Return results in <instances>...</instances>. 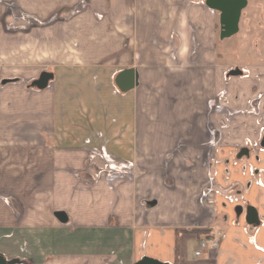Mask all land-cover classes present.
Masks as SVG:
<instances>
[{
    "label": "crops",
    "instance_id": "crops-1",
    "mask_svg": "<svg viewBox=\"0 0 264 264\" xmlns=\"http://www.w3.org/2000/svg\"><path fill=\"white\" fill-rule=\"evenodd\" d=\"M244 1L241 17L264 4ZM3 2L9 15L75 12L82 19L75 26L34 23L25 35L0 26V253L17 264H133L145 256L170 264H264V152L252 146L238 158L210 118H194L228 74L193 64L217 60L215 48L238 34L240 22L226 35L222 12L207 0ZM71 32L82 58L55 65L45 89L32 86L48 70L26 65L20 48L45 40L59 46ZM132 67L138 83L122 92L116 76ZM251 67L249 76L246 69L228 76L241 85V104L252 97L255 113L241 136L248 144L264 133V65ZM211 159L224 188H242L245 206L220 195L213 206L204 196ZM109 164L126 172L111 181ZM215 206L222 209L212 214L216 225ZM248 206L259 224L247 222ZM214 227L222 230L219 248L188 256L189 239L207 236L196 230Z\"/></svg>",
    "mask_w": 264,
    "mask_h": 264
},
{
    "label": "rangeland",
    "instance_id": "rangeland-1",
    "mask_svg": "<svg viewBox=\"0 0 264 264\" xmlns=\"http://www.w3.org/2000/svg\"><path fill=\"white\" fill-rule=\"evenodd\" d=\"M5 0H0V2L4 3ZM264 1V0H263ZM257 1H255L256 3ZM9 3V2H8ZM73 11V10H72ZM76 11V10H75ZM218 14V13H217ZM62 17V18H60ZM82 17L80 14L71 12L70 14H66L63 16L60 15H46L44 19L40 18V16L37 15H29V14H7L4 11L2 12L0 10V26L7 25L9 28L11 27L12 30L15 29L16 31H19L21 34L27 32L26 28H33L34 23H41L45 24L46 26L49 25V23H54L55 26H58L60 23L68 24V26H75V23L81 22ZM218 20H219V14H218ZM26 27V28H25ZM218 37H219V21H218ZM264 29V4L263 6H257L252 4L250 5V8H248L245 11L244 16L242 15L241 21H240V31L238 34L234 35L231 38H228L220 43V47L217 46L215 48L216 54H217V60L215 59L210 64L203 63V62H195L193 64L197 69L205 68L206 65L211 66V71H218L221 73H226L229 75V72L231 69L235 68H241L246 69L245 73L249 76L250 70L252 69L251 66L253 65H264V39L258 44L255 39L257 38V34L263 35ZM55 33V32H54ZM68 33V32H66ZM72 34H68L65 38L61 40L60 45L53 46L46 45V40L43 41H31V43L34 44V46H28L25 48H20L24 51V57L26 61V65H38L39 68L43 70H53L54 66L57 64H60V61H66L72 62V60H78L80 57L82 58V48L81 44L78 40H76L74 36V32H71ZM57 35V33H56ZM57 37V36H56ZM26 52V53H25ZM21 61V60H20ZM254 61L255 64H254ZM260 61V63H258ZM21 62V63H24ZM65 63V64H69ZM181 65V64H178ZM46 66V67H45ZM38 68V67H37ZM48 68V69H47ZM173 72V70L171 71ZM227 76V82L223 85H218L215 91H213L212 96L210 97V103H208L209 99H207V106L204 103L203 109H196L194 111V118H210L211 124H214L215 130H216V136H223L225 134L227 145H231L233 148L231 151L236 153V157L243 158L246 155H243V157H239L242 148H248L249 154L256 148L258 151L264 152V147L261 145V141L258 142V144L255 145V148L252 147L253 145L244 143L241 138L244 132L247 130L245 129V124H250V117L253 113H255L254 108L250 106L249 101L252 99V97L248 99L247 103L245 105L241 104L239 99L236 98L235 92L236 90H239L240 86L238 83H236V80L232 77ZM31 84V81L29 82ZM264 89V88H263ZM263 98L264 94L261 95ZM214 99L215 104H214ZM205 109V110H204ZM263 112V111H262ZM261 111L259 112V114ZM260 116V115H259ZM255 117H257L255 115ZM246 121V123H245ZM224 131V132H223ZM223 132L224 134L222 135ZM262 138L264 139V133L262 135ZM236 139H239L238 141ZM253 150V151H252ZM260 160V159H259ZM131 166V165H130ZM250 167V165H248ZM247 166V167H248ZM133 166L129 167L131 169ZM126 168V167H125ZM123 166L117 165V166H109L105 167L106 172L105 174L109 178V180H113L118 176H121V174H124L126 172ZM217 164L214 159H211L210 164V175H209V181L210 183V189H212V198H211V204L216 203L219 205L220 202H218L219 195L221 197H225V199L229 198L230 201L233 203L236 202V204L241 205L242 207L245 206L247 202V198L244 195V191L242 192V188L239 185L232 184L230 186H227L224 188L220 181L217 180ZM100 172V171H99ZM97 175H102L101 173ZM98 177V176H97ZM260 178V177H259ZM258 178V179H259ZM259 179V182L263 184L264 178ZM209 189V190H210ZM211 191V190H210ZM215 196V197H214ZM214 200V201H213ZM213 202V203H212ZM215 206V207H216ZM214 208V207H212ZM217 208V207H216ZM213 211L211 209L210 216L212 214H217L216 216H221V208L220 210ZM210 221V224H218V220L216 221L215 215H213ZM216 221V222H215ZM214 222V223H212ZM222 240L220 239V242ZM200 241L198 239H189L188 241V256L194 257L195 256V249L199 245ZM12 262V264H17L16 260H9Z\"/></svg>",
    "mask_w": 264,
    "mask_h": 264
},
{
    "label": "water",
    "instance_id": "water-1",
    "mask_svg": "<svg viewBox=\"0 0 264 264\" xmlns=\"http://www.w3.org/2000/svg\"><path fill=\"white\" fill-rule=\"evenodd\" d=\"M207 4L222 12V22L224 24L230 23L226 26V35H231L238 29V22L241 11L245 6L244 0H207ZM243 70L241 68L231 69L229 75L238 76L242 75ZM54 74L50 71H43L40 76L32 82V86L38 89H45L50 81L53 79ZM117 87L126 92L133 89L138 83V72L135 68H127L120 71L115 79ZM261 145L264 147V139L261 141ZM248 148H243L241 154L248 153ZM242 211V207L238 208V212ZM56 216L62 222L68 221V214L65 211L56 212ZM247 222L249 224H259L258 211L254 206H248L247 208ZM0 264H12L3 254L0 253ZM133 264H170L168 262L161 261L157 258L145 256Z\"/></svg>",
    "mask_w": 264,
    "mask_h": 264
},
{
    "label": "built area",
    "instance_id": "built-area-1",
    "mask_svg": "<svg viewBox=\"0 0 264 264\" xmlns=\"http://www.w3.org/2000/svg\"><path fill=\"white\" fill-rule=\"evenodd\" d=\"M262 139L263 138H261L260 141H262ZM249 144L255 146L256 144H258V142H256V143L249 142ZM210 187L211 186L209 185L205 189V191H204V196L206 198H211L212 197V189H210ZM221 237H222V230L219 229V228H215V227L212 228V230L210 231L209 235L206 236L205 238H203L200 241L199 247H198V249L195 252L196 256L200 257V256H202L207 251L210 252V251H213V250L218 249L219 248V245H220V239H221Z\"/></svg>",
    "mask_w": 264,
    "mask_h": 264
},
{
    "label": "trees",
    "instance_id": "trees-1",
    "mask_svg": "<svg viewBox=\"0 0 264 264\" xmlns=\"http://www.w3.org/2000/svg\"><path fill=\"white\" fill-rule=\"evenodd\" d=\"M197 232H202V233H207V236L209 235V233H210V231H209V229H205V230H196Z\"/></svg>",
    "mask_w": 264,
    "mask_h": 264
},
{
    "label": "flooded vegetation",
    "instance_id": "flooded-vegetation-1",
    "mask_svg": "<svg viewBox=\"0 0 264 264\" xmlns=\"http://www.w3.org/2000/svg\"><path fill=\"white\" fill-rule=\"evenodd\" d=\"M222 15V14H221ZM222 17V16H221ZM240 18H241V15H240ZM240 18H239V22H240ZM239 22H238V25H239ZM226 26H229L230 25V23H226L225 24Z\"/></svg>",
    "mask_w": 264,
    "mask_h": 264
}]
</instances>
